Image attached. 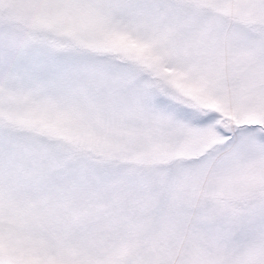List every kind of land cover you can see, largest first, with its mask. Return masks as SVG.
Returning a JSON list of instances; mask_svg holds the SVG:
<instances>
[{
  "label": "snow or ice",
  "instance_id": "obj_1",
  "mask_svg": "<svg viewBox=\"0 0 264 264\" xmlns=\"http://www.w3.org/2000/svg\"><path fill=\"white\" fill-rule=\"evenodd\" d=\"M0 264H264V0H0Z\"/></svg>",
  "mask_w": 264,
  "mask_h": 264
}]
</instances>
